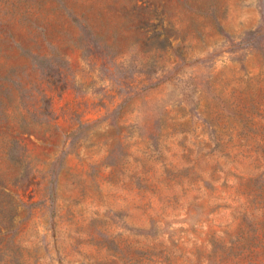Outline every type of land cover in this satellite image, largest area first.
Segmentation results:
<instances>
[{
  "label": "rangeland",
  "instance_id": "1",
  "mask_svg": "<svg viewBox=\"0 0 264 264\" xmlns=\"http://www.w3.org/2000/svg\"><path fill=\"white\" fill-rule=\"evenodd\" d=\"M0 264H264V0H0Z\"/></svg>",
  "mask_w": 264,
  "mask_h": 264
}]
</instances>
